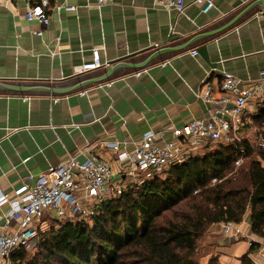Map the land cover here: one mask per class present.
Segmentation results:
<instances>
[{"label":"crops","instance_id":"0c3cea01","mask_svg":"<svg viewBox=\"0 0 264 264\" xmlns=\"http://www.w3.org/2000/svg\"><path fill=\"white\" fill-rule=\"evenodd\" d=\"M37 1L0 0V80L47 81V93L0 92V191L9 198L29 181L27 174L90 150L109 163L114 179L130 184L119 151L106 141L130 151L147 129L168 137L172 127L207 113L208 103L195 94L203 81L218 96L222 70L233 73L240 87L264 70V0H212L206 12L186 0L178 15L155 0H112L99 7L92 0H67L76 10L51 11L45 25L24 16ZM96 44L103 46L105 64L75 72ZM261 93L249 101L239 129L231 131L251 146L259 138L251 118L264 108V85ZM138 176L144 179L141 171ZM7 206L0 205V234L15 226L5 223ZM248 216L238 223L239 233L226 235L221 223L211 224L197 240L194 261L217 257L239 264L247 239L262 242L250 232ZM46 217L55 218L53 210ZM249 257L264 264V249Z\"/></svg>","mask_w":264,"mask_h":264},{"label":"trees","instance_id":"16d2710c","mask_svg":"<svg viewBox=\"0 0 264 264\" xmlns=\"http://www.w3.org/2000/svg\"><path fill=\"white\" fill-rule=\"evenodd\" d=\"M251 119L264 138V108ZM207 144L101 201L90 222L51 218L57 227L40 225L34 246L13 249L9 263L199 264L193 255L209 226L237 224L246 213L250 232L264 241V147L239 136ZM260 243L251 240L239 264H256L249 252ZM206 264L223 263L211 257Z\"/></svg>","mask_w":264,"mask_h":264},{"label":"built area","instance_id":"2783aa9c","mask_svg":"<svg viewBox=\"0 0 264 264\" xmlns=\"http://www.w3.org/2000/svg\"><path fill=\"white\" fill-rule=\"evenodd\" d=\"M111 1L92 0L91 4L99 7ZM191 1L199 4L201 12H206L213 6L212 0ZM186 4V0H155L156 6L173 11L175 15L182 13ZM76 8L75 3L67 0H38L26 7L24 16L27 20H36L45 25L51 11H75ZM34 32L39 35L42 31L37 29ZM102 48V45H93L88 57L75 67V72L81 73L104 65L105 61L101 60L100 53ZM190 52L194 55L197 50L191 49ZM262 85L264 70L248 87L238 86L237 77L227 70H222L218 96L212 93L208 81H203L200 89L195 91L198 97L208 103L204 117H192L185 124L172 127L168 137L163 135V130L147 129L141 133L135 147L130 151L116 140L106 141V144L119 151L120 168L131 175L130 184L141 182L152 177L154 170L161 172L172 162L177 163L196 154V149L204 146L206 142H230L238 138L231 131L239 129L249 101L262 94ZM188 136L190 138L187 139ZM257 144L264 147V138L259 137ZM126 160L131 165H125L123 161ZM239 161L240 159H237L235 163ZM140 171L144 173V179L138 176ZM113 174L109 163L90 150L80 159L70 155L64 160L48 165L39 173L27 174L29 181H23L14 190V196L11 198L0 191V205L8 204L3 212L5 223L15 222L13 231L0 234V261H9V253L19 246L26 249L34 246L42 217L49 210H53L55 218L58 219L77 217L84 222H90L101 201L116 197L127 186L114 179ZM223 231L226 235L234 234L239 228L226 221ZM248 243L250 244L251 240H248ZM260 248L264 249V241L260 243Z\"/></svg>","mask_w":264,"mask_h":264},{"label":"water","instance_id":"95a60500","mask_svg":"<svg viewBox=\"0 0 264 264\" xmlns=\"http://www.w3.org/2000/svg\"><path fill=\"white\" fill-rule=\"evenodd\" d=\"M200 50L206 58L205 47ZM0 92L47 93V81L0 80Z\"/></svg>","mask_w":264,"mask_h":264},{"label":"rangeland","instance_id":"374dc122","mask_svg":"<svg viewBox=\"0 0 264 264\" xmlns=\"http://www.w3.org/2000/svg\"><path fill=\"white\" fill-rule=\"evenodd\" d=\"M206 143H208V142H206ZM209 144L212 145L213 143L209 142ZM154 171H155V170H154ZM155 172H157V171H155ZM125 185H126V184H125ZM75 218H77V217L72 218V220L75 219ZM52 219H53V218H52ZM54 219H57V218H54ZM63 219H65V218H60V219H57V220H63ZM217 223H218V224L221 223V225H222V230H224V224H225V222H217ZM232 224H233L234 226H237V227H238V223H237V224L232 223ZM51 226H53V227L56 228V227H57V223H56V222H52L50 217H46V219H44V221L42 222V227H41V229H43V230H48ZM238 228H239V227H238ZM41 231H42V230H41ZM239 231H240V230H239ZM239 231H237V232L239 233ZM223 233H224V231H223ZM235 233H236V232H235ZM248 240H249V239H247V244L249 245ZM262 242H263V241H262ZM196 246H197V245H196ZM258 249H259V250H263V249L260 248V245H259ZM0 264H10V263H9V261H6V263L0 261Z\"/></svg>","mask_w":264,"mask_h":264}]
</instances>
